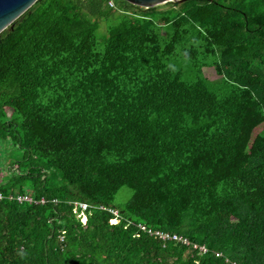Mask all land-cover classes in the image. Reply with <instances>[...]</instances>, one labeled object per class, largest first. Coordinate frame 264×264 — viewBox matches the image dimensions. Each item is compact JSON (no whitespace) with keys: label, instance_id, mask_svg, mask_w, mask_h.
I'll return each mask as SVG.
<instances>
[{"label":"trees","instance_id":"obj_1","mask_svg":"<svg viewBox=\"0 0 264 264\" xmlns=\"http://www.w3.org/2000/svg\"><path fill=\"white\" fill-rule=\"evenodd\" d=\"M109 3L0 35V264H264V0Z\"/></svg>","mask_w":264,"mask_h":264},{"label":"water","instance_id":"obj_2","mask_svg":"<svg viewBox=\"0 0 264 264\" xmlns=\"http://www.w3.org/2000/svg\"><path fill=\"white\" fill-rule=\"evenodd\" d=\"M38 0H0V35L26 13ZM142 8H153L183 0H125Z\"/></svg>","mask_w":264,"mask_h":264},{"label":"built area","instance_id":"obj_3","mask_svg":"<svg viewBox=\"0 0 264 264\" xmlns=\"http://www.w3.org/2000/svg\"><path fill=\"white\" fill-rule=\"evenodd\" d=\"M115 0H110V3L109 5L111 7H115ZM2 194H0V198L2 199ZM18 201L19 202H33V199L32 197L30 196H18ZM41 203H45L46 200L43 198L41 201ZM76 207L80 208L81 209V221L85 222L87 221V216L84 215V211L87 210L88 206L87 205H84V204H76ZM117 214V212H116ZM161 239H163L164 241L166 240H170V241H180L186 245H191V242L188 238H185V237H182V236H179L178 234H168V233H164V232H157L156 233ZM195 248H198V246H195ZM202 251H207L205 250L204 247L201 248Z\"/></svg>","mask_w":264,"mask_h":264},{"label":"rangeland","instance_id":"obj_4","mask_svg":"<svg viewBox=\"0 0 264 264\" xmlns=\"http://www.w3.org/2000/svg\"><path fill=\"white\" fill-rule=\"evenodd\" d=\"M204 72H205L206 77L209 78L210 80H212V82H213L212 86L214 88H217L219 85V82H218L219 76L216 73V71L213 68H205ZM10 112H11V114H13L12 109H10ZM19 154L20 153L18 151H16L14 154H11L10 157L7 154H3L2 156L7 161V160H10L11 158H15V156H17ZM0 174H1V171H0ZM131 195H132V193L129 190L122 191L117 197V203H119V204L126 203L131 198Z\"/></svg>","mask_w":264,"mask_h":264}]
</instances>
